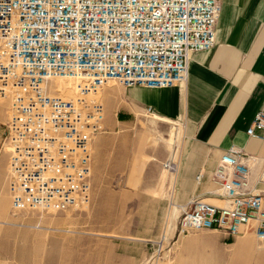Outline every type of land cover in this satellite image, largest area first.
I'll list each match as a JSON object with an SVG mask.
<instances>
[{"label":"built area","instance_id":"2783aa9c","mask_svg":"<svg viewBox=\"0 0 264 264\" xmlns=\"http://www.w3.org/2000/svg\"><path fill=\"white\" fill-rule=\"evenodd\" d=\"M222 2L0 0V95L11 98L6 139L13 205H89L92 151L105 119L101 91L112 81L126 88L184 85L192 55L216 47ZM54 79L72 80L76 93L50 91ZM247 133L264 137V108ZM253 159L231 145L214 169L203 165L195 182L208 177L223 203L192 197L179 233L214 229L235 238L252 230L264 239V194L251 187Z\"/></svg>","mask_w":264,"mask_h":264},{"label":"rangeland","instance_id":"374dc122","mask_svg":"<svg viewBox=\"0 0 264 264\" xmlns=\"http://www.w3.org/2000/svg\"><path fill=\"white\" fill-rule=\"evenodd\" d=\"M64 85L57 80L52 87L71 94ZM125 89L112 81L100 93L105 119L92 151L91 203L55 213L13 205L6 139L11 98L0 95V264H264V239L252 230L235 238L220 230L179 233L184 203L177 181L194 166L198 147L181 120H158L144 109L120 122L114 97L122 101Z\"/></svg>","mask_w":264,"mask_h":264},{"label":"crops","instance_id":"0c3cea01","mask_svg":"<svg viewBox=\"0 0 264 264\" xmlns=\"http://www.w3.org/2000/svg\"><path fill=\"white\" fill-rule=\"evenodd\" d=\"M216 40L214 49L192 55L184 85L125 87L122 101L114 97V112L120 122L148 108L155 119L183 121L187 138L200 154L178 181L176 175L177 194L184 205L195 196L220 201L211 192L217 186L208 177L197 184L194 176L203 165L214 169L231 145L254 157L251 187L264 194V137L247 133L257 112L264 108V0H223ZM210 247L214 257L222 256L218 245L211 243Z\"/></svg>","mask_w":264,"mask_h":264},{"label":"bare ground","instance_id":"6f19581e","mask_svg":"<svg viewBox=\"0 0 264 264\" xmlns=\"http://www.w3.org/2000/svg\"><path fill=\"white\" fill-rule=\"evenodd\" d=\"M57 80H60L61 81V83L64 85V84H68V85H70L71 87H72V90H71V94L70 93H68L67 91H66V89H65V87H64V90L63 91H61V92H63V94L64 95H74L75 93H76V87H75V85H74V82L72 81V80H69V79H54V80H51V82H50V91H55L56 89L55 88H53L52 87V85L54 84V82L55 81H57ZM65 86V85H64ZM10 114H11V112H10ZM10 117V116H9ZM180 136V134L179 133H176V138H178ZM175 149V148H174ZM176 155V150L174 151V156ZM172 171H174V169H175V167H171L170 168ZM21 210H28L29 208L28 207H23V208H20ZM34 209H40L39 211H47V212H57L59 209H56V208H48V209H43V208H34ZM69 210V208H67V209H63L62 211H68ZM197 231H216V230H214V229H200V230H197ZM242 234V233H241ZM243 235V234H242Z\"/></svg>","mask_w":264,"mask_h":264}]
</instances>
